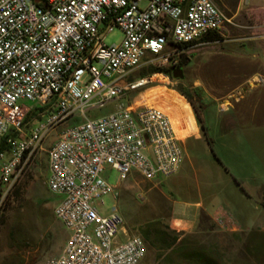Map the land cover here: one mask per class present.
I'll return each mask as SVG.
<instances>
[{"label": "built area", "instance_id": "built-area-1", "mask_svg": "<svg viewBox=\"0 0 264 264\" xmlns=\"http://www.w3.org/2000/svg\"><path fill=\"white\" fill-rule=\"evenodd\" d=\"M228 27L239 26L213 0H0V212L58 132L61 144L47 150L48 187L69 239L48 264L143 262L145 239L128 234L116 208L102 213L104 198L118 196L104 174L116 170L123 181L133 174L149 182L174 177L184 139L159 106L129 105L97 119L87 112L146 86L149 78H129L147 61L175 66L185 51L213 43L204 39ZM116 28L122 42L106 45L104 34ZM263 85L262 75L247 82ZM37 108L47 110L28 133ZM78 116L83 123L69 125ZM17 159H25L24 172H17Z\"/></svg>", "mask_w": 264, "mask_h": 264}, {"label": "rangeland", "instance_id": "rangeland-1", "mask_svg": "<svg viewBox=\"0 0 264 264\" xmlns=\"http://www.w3.org/2000/svg\"><path fill=\"white\" fill-rule=\"evenodd\" d=\"M229 17L235 18L239 27H228L222 31L224 36L220 42L207 43L185 51L177 58V65H163L158 60L147 61L129 78V82H137L149 78V83L136 91L129 92L124 98H117L103 109H92L87 117L97 119L129 105L159 106L172 116L180 138L184 139L185 156L195 154L203 156L196 162V169L186 173L175 181L183 180L179 191L170 189V182H149L138 174H133L127 181L120 179L116 170L108 169L104 176L116 188V195L104 198L103 214L110 213L114 208L124 220V225L130 236H143V231L150 225L163 230L171 229L185 233L187 244L198 255V260L190 262L178 258V264H264V196L260 200L262 208L254 210L250 216L248 227L241 230H231L225 222H215L210 216L203 214L199 226L192 232L179 231L175 222L174 203L179 205L188 196L187 186L196 188L211 180L215 174L216 156H264V126L253 130L259 135L249 143L243 142V129H240L230 142L222 141L216 131L208 136L217 137L216 144L210 146L206 140L194 141L198 127L193 115V107L182 92L189 95L201 112V92L205 96L219 94L224 97H236L243 100L247 87V79H243L246 68L245 58L234 54L228 46L242 45L249 53L256 52L248 43L252 36H261L263 30L256 28L262 24L264 0H213ZM145 5V4H144ZM105 43L108 46L118 45L124 36L116 28L105 33ZM237 39V40H234ZM225 40H234L224 43ZM98 67L100 65L97 64ZM185 67V78L176 79L174 72ZM151 68L168 69L166 73L150 74L141 77ZM238 74V75H237ZM202 85L201 92L195 85ZM242 93V96L239 95ZM27 106H36L30 102H22ZM213 110L223 109L215 103L210 104ZM194 110V109H193ZM258 119L264 125V109ZM42 118V117H41ZM31 121L26 131L29 133L38 123ZM82 117H76L69 125L83 123ZM209 128L210 122L206 120ZM58 132L53 133L44 143V149L51 150L58 140ZM196 145L198 149L193 148ZM195 147V148H196ZM215 151V152H214ZM197 153V154H196ZM215 153V155L213 154ZM48 154L41 150L31 164L23 180L0 212V264H48L58 258L69 239V233L55 216L56 197L49 191ZM205 156V157H204ZM206 158H208L206 160ZM197 173V175H196ZM224 205H226L224 203ZM247 221V222H249ZM120 239L125 240L121 235ZM147 243V255L141 264H157L159 251ZM162 246V244H158ZM210 262V263H209Z\"/></svg>", "mask_w": 264, "mask_h": 264}, {"label": "crops", "instance_id": "crops-1", "mask_svg": "<svg viewBox=\"0 0 264 264\" xmlns=\"http://www.w3.org/2000/svg\"><path fill=\"white\" fill-rule=\"evenodd\" d=\"M257 10L264 12V8H257ZM256 28L264 29V19L262 24L257 25ZM222 36L224 35L222 34ZM248 40L256 52L248 54L242 45L228 47L234 53L232 57L239 58V55H243L245 58L246 68L242 78L249 81L257 75L264 76V31L261 36H252ZM230 41L225 40L224 43ZM195 88H199L201 92L202 85L196 84ZM244 93L242 101L237 102L239 100H236L234 104L232 100L231 106L227 110L220 111L219 108L213 110L210 104L215 103L222 108L230 101V96L223 101L224 97L219 94L208 97L201 92V115L207 128V135L201 129L192 109L198 127L194 141L206 140L208 142L210 133L213 134V131H216L218 137L220 136L222 141L227 143L239 134L240 129H243V142L250 144L253 138L259 135L253 130L261 129L264 126L258 123L264 109V85L254 89L247 86ZM206 120L210 122L209 128L206 125ZM216 138L211 137V147L216 144ZM195 147L196 145L193 152L198 149ZM42 150L47 152L44 147ZM213 154L215 155V153ZM202 157L195 154L186 155L178 174L171 178L160 179V184L171 181V190H181V187L184 188L181 186L183 180L177 182L175 178L181 177L184 173L187 178L190 171L197 170L196 162ZM213 159L216 170L211 180L204 184L198 182L196 188L191 185L187 186L188 196L185 197V200L179 205L174 203V223L178 224L179 231L192 232L199 226L203 214L210 216L215 222H225L231 230H241L251 223L249 219L252 212L262 208L260 200L264 196V156H247L246 153H243L242 156L215 155Z\"/></svg>", "mask_w": 264, "mask_h": 264}, {"label": "trees", "instance_id": "trees-1", "mask_svg": "<svg viewBox=\"0 0 264 264\" xmlns=\"http://www.w3.org/2000/svg\"><path fill=\"white\" fill-rule=\"evenodd\" d=\"M223 40L221 34H213L204 39L206 42H220ZM166 73L169 75L170 70L168 69H158L151 68L147 72H144L141 77H148L150 74L155 73ZM182 94L187 98V100L191 103L197 121L201 126V129L204 131L205 135H207V128L203 122L202 115L200 110L197 108L193 99L182 92ZM46 108H37L32 111L27 118L28 122L33 120H41V115L45 113ZM208 143L211 146V141L208 139ZM5 149V141L0 142V151ZM143 238L145 241L150 242L152 247L158 249V261L157 264H178L177 259L183 258L184 260H189L190 262H195L198 260V255L194 252L192 248H190L187 244V238L185 237V233L173 231L171 229L163 230L161 228H157L155 225L148 226L143 231ZM162 244V246H158V244ZM210 263V262H209Z\"/></svg>", "mask_w": 264, "mask_h": 264}, {"label": "bare ground", "instance_id": "bare-ground-1", "mask_svg": "<svg viewBox=\"0 0 264 264\" xmlns=\"http://www.w3.org/2000/svg\"><path fill=\"white\" fill-rule=\"evenodd\" d=\"M61 144V137L52 145L51 150L55 149V145ZM25 159H17V172H24Z\"/></svg>", "mask_w": 264, "mask_h": 264}, {"label": "water", "instance_id": "water-1", "mask_svg": "<svg viewBox=\"0 0 264 264\" xmlns=\"http://www.w3.org/2000/svg\"><path fill=\"white\" fill-rule=\"evenodd\" d=\"M174 77L176 79H183L184 78V73L182 70H178L176 72H174Z\"/></svg>", "mask_w": 264, "mask_h": 264}, {"label": "flooded vegetation", "instance_id": "flooded-vegetation-1", "mask_svg": "<svg viewBox=\"0 0 264 264\" xmlns=\"http://www.w3.org/2000/svg\"><path fill=\"white\" fill-rule=\"evenodd\" d=\"M178 70H182V71H183V73H184V78H185V67H180ZM178 70H177V71H178ZM175 72H176V71H175ZM184 78H183V79H184Z\"/></svg>", "mask_w": 264, "mask_h": 264}]
</instances>
